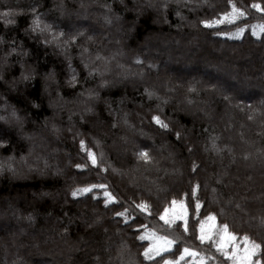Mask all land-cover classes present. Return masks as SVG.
I'll return each mask as SVG.
<instances>
[{
    "label": "trees",
    "instance_id": "1",
    "mask_svg": "<svg viewBox=\"0 0 264 264\" xmlns=\"http://www.w3.org/2000/svg\"><path fill=\"white\" fill-rule=\"evenodd\" d=\"M180 1L152 8L144 0H0V264H12L6 234L23 227L16 264H41L27 252L44 241L68 242V264H196L189 255L180 260L185 247L216 256L209 264H223L210 242L197 239L199 221L209 213L218 226L226 223L264 246V164L243 160L248 141L264 147L258 125L264 124V34L251 30L264 25V0ZM83 2L92 3L93 26L77 37L82 30L72 6ZM233 5L244 15L226 17ZM238 27L245 29L240 35ZM150 35L187 37L196 60L153 51ZM202 51L230 61L229 73L236 74L200 59ZM140 151L151 160L134 159ZM30 154L31 161L32 154L39 158L30 164L36 171L13 176L10 168ZM90 184L106 185L116 202L105 207L101 189L73 197ZM173 200L187 209V232L182 220L169 227L160 219ZM8 203L20 221L7 216ZM140 203L146 211L136 208ZM124 208L131 214L127 223L115 215ZM141 224L174 239L172 249L146 260Z\"/></svg>",
    "mask_w": 264,
    "mask_h": 264
},
{
    "label": "snow or ice",
    "instance_id": "2",
    "mask_svg": "<svg viewBox=\"0 0 264 264\" xmlns=\"http://www.w3.org/2000/svg\"><path fill=\"white\" fill-rule=\"evenodd\" d=\"M229 3H231V0H229ZM252 7L259 9V4H253ZM244 13L237 8L235 5H233L232 13H226L225 16L229 17L231 19H235L237 16H243ZM222 21L217 20L214 22H203L206 24V26H211L212 23H221ZM34 24L36 27H39V21L38 19L34 21ZM49 27V26H46ZM244 28L238 27L236 30V35H240L244 32ZM252 35H257V33L264 34V25H253L251 26ZM43 31V30H41ZM59 35H63V33H60ZM217 35H231L228 33H217ZM53 39H56V37H53ZM74 40L75 37H72ZM67 43V41H65ZM85 67L88 66L85 64ZM73 81H75L76 77H72ZM147 91V90H146ZM151 95V93H149ZM227 99V97H225ZM13 115H15L13 113ZM252 117L249 116V119ZM152 120L156 125L159 126L161 129H168V124L165 123L163 120L160 119L159 116H152ZM177 138L179 139L180 134L176 133ZM80 146L83 149L85 147V143L83 140L80 141ZM137 158L143 159L145 162H149L151 160V157L149 156V153L147 151H140L137 154ZM87 156L88 159L91 161L93 165L96 164V155L91 151V149H87ZM77 168H82L84 165L77 164ZM93 189H101L102 196H103V203L105 207H107L110 203L116 202V197L112 195L111 192L107 190V186L104 184H90L83 188H78L72 192L73 197H76L77 195L81 193H90ZM216 190L213 189V192ZM95 198V197H93ZM173 208L171 210L172 214L169 216V209L165 208L164 214L160 216V219L164 221L166 225L171 227L172 223L175 220H182L184 221V231H188L187 227V209L184 207L183 203L181 202L179 205V211H176V205L177 201H172ZM122 206V205H121ZM147 205L144 203H140L136 205V208L141 209V211L147 210ZM201 207L200 201L197 200L195 202L194 211L196 213L199 212V209ZM236 207H239L237 204ZM115 215L117 217H122L124 221L127 223V221L131 218V214L128 208H124L123 211H117L115 212ZM220 215H223V210H221ZM217 217L216 215H213L209 213L204 217V219L199 221V233L200 235L197 237L199 241L203 244L206 241L210 242L209 247L214 248L216 253H219V256L222 258L223 264H264V246L262 244L257 243L255 240H252L249 235L244 234L238 236L233 231L229 230L228 224H220L219 226L216 223ZM135 222V221H134ZM262 224H264V221H262ZM131 227V225H129ZM140 227L145 228V233L138 237L140 240L148 239L151 241L148 247L144 248L143 256L146 260H154V257L159 256L162 252H169L172 245L175 243L174 239H169L168 236H159L156 234L155 231H149L146 226L140 225ZM179 227V225H178ZM184 255H189L196 259V264H209V262L217 261V257L212 256H206L203 254H200L196 251H192L191 249L185 247L183 249V252L181 253L180 259H183ZM163 259V257H162ZM163 264H178V261L174 260H167L163 259Z\"/></svg>",
    "mask_w": 264,
    "mask_h": 264
},
{
    "label": "rangeland",
    "instance_id": "3",
    "mask_svg": "<svg viewBox=\"0 0 264 264\" xmlns=\"http://www.w3.org/2000/svg\"><path fill=\"white\" fill-rule=\"evenodd\" d=\"M144 1L148 4L149 7H152V8L161 7V5H164V3H169L171 1L172 2L177 1L176 4H178L179 2H183L180 0H144ZM185 1H187L191 5H193V3H194L193 0H185ZM91 6H92V3H87V2L74 4V6H72L73 14H76V18H77L75 20V23H77V25L80 26L79 29L82 30L81 32L77 33V35H78L77 37H80L86 33V30L83 27L90 29L91 26H93V20H91V18H89V14L91 13ZM147 38H148V40L149 39L151 40L149 43L151 44L150 46L153 48L152 49L153 51H158V53L160 52L161 54H162V52H164L165 56L168 54V56L171 57L173 60L174 59L181 60V58L179 59V57H178L179 55H181V57L183 59L187 60V62H189L190 64L196 60L195 58H193V55L189 52L190 48H189L188 42L185 39H183V38H187V37H181V36H176V37L169 36V37H167V36H162V35H150ZM178 38H181L179 40V43L177 42ZM90 39H92L91 36L88 37V40H90ZM57 48H58V50H63L62 47L57 46ZM153 51H152V53H154ZM263 55H264V51H263ZM236 56H238V55H236ZM249 56H250V54H243V57L245 59L249 58ZM199 58L200 59L202 58L206 61H209L212 59L213 63H215L214 65L219 68L220 72H224V74L229 73L233 70V69L229 68L230 61H226L225 58L224 59L222 58L223 61H219V59L217 60L218 57L214 56V58H211V56L207 55L205 51L200 52ZM220 58H221V56H220ZM176 64H178V63H176ZM140 74H141V72H140ZM224 74H222V75L224 76ZM235 74L236 73L231 75L229 73V75H231V76H234ZM240 74H243V71H241ZM163 75H165V73H164V71H161V76H163ZM231 80L233 81V79H231ZM218 83H219V84H217V85H219L218 87L222 88L223 87L222 82L218 81ZM194 91L197 92L196 90H194ZM189 92L192 93L193 91H189ZM185 102L187 105H189V106L191 105L189 103V101L185 100ZM256 103H257V101H256ZM244 104H245L246 108H252V106L248 107V102H246ZM7 115L12 120L15 119L13 117V115L11 114V111H8ZM247 120L252 122L253 119L248 118ZM1 122L6 124V122H4V120H2ZM258 125L260 127L264 128V124H258ZM210 147H214V144L211 145V143H210ZM243 149H244V153H246V155L245 154L243 155V157H245V159H243V160H246V157L250 156L249 161L247 160V162L249 163L250 166H253V164H255V163H257L259 165H260V163L264 164V147H260L258 142L254 143V142L248 141L247 143L244 144ZM33 154H32V161L30 160V156H31V154H30V155L26 156L25 158L19 159V161H17L15 167L10 168V172L13 173V176H19V178H23L25 175H28L31 170L36 171L35 166H32V167H34V169H33V168H31L30 164H32V165L37 164L36 162H39L38 161L39 158H37V155L35 156ZM133 156H134V159H136V157H137L136 153H134ZM35 158H37V159H35ZM39 173H41V171ZM139 177H141V176H139ZM256 178L262 179V177H260L259 174L256 175ZM142 180H144L143 177H142ZM247 180L248 179H246L245 182ZM148 182H149V180H148ZM24 195H25L24 193H23V195H16L15 197H13L12 200H10V202L14 201L15 198L16 199L21 198ZM253 195H254V193H253ZM255 198H257L256 195H255ZM8 205H9V203L7 205H5V207L3 209H5V212H7V211L10 212L9 214L8 213H5V214H8L7 216L11 217L14 215V212H13V210L11 212L10 209L12 207H8ZM172 208L170 209V211L168 213L169 216L172 214V212H171ZM176 211L177 212L179 211V205H176ZM1 215L6 217V215H3V214H1ZM14 217L17 219V221L21 220V219H19V217L15 216V215H14ZM176 221H178V220H175L174 222H176ZM28 224L30 225L29 222H28ZM27 230L28 229L26 227L14 229V230H11L9 233H7L5 236V238H6L5 240H6V243L8 244V246L13 247L12 248L13 252L9 251L10 254L7 253L8 260L12 261V264H13V262L15 264L18 263L16 256H15V253H16L15 250H17V248H16L17 246L15 247V245L17 244L19 249H20V246H19V245H21L20 239L23 235H26ZM37 237L38 236H33V237L29 236V241L30 240L36 241ZM144 241H146L148 243V246L151 243V241L148 239H145ZM173 245H172V247H173ZM28 247L32 248V252H27V253L29 255L36 254L37 255L36 257H38V259L42 261V262H40L41 264H44L45 261H49V263H46V264H60L61 259L63 261L62 264H68V259H66V255H67V253L70 254V252H73V251H71V248H70L68 242H66V243L61 242V244L55 245V243L49 244L48 242L46 243V241H44L42 244L41 243L40 244H32L31 246H28ZM172 247H171V249H172ZM24 248H25V244L24 245L22 244L21 249L25 250ZM31 248H30V250H31ZM123 248L124 247H122L121 250H124ZM163 253H165V252H162L161 254H163ZM115 256L117 257V259H118V257L120 258V253H118V252L115 253ZM185 256L186 255H184L183 258H185ZM180 260H182V259H180Z\"/></svg>",
    "mask_w": 264,
    "mask_h": 264
}]
</instances>
